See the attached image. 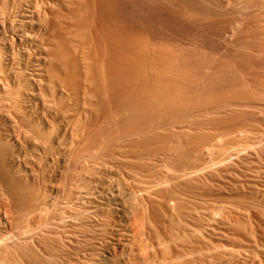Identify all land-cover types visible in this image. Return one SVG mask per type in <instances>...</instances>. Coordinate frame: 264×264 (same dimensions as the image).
Masks as SVG:
<instances>
[{
    "label": "bare ground",
    "instance_id": "6f19581e",
    "mask_svg": "<svg viewBox=\"0 0 264 264\" xmlns=\"http://www.w3.org/2000/svg\"><path fill=\"white\" fill-rule=\"evenodd\" d=\"M142 1L124 28L105 0H0V264H263L264 0L176 5L236 14L240 56Z\"/></svg>",
    "mask_w": 264,
    "mask_h": 264
},
{
    "label": "rangeland",
    "instance_id": "374dc122",
    "mask_svg": "<svg viewBox=\"0 0 264 264\" xmlns=\"http://www.w3.org/2000/svg\"><path fill=\"white\" fill-rule=\"evenodd\" d=\"M106 2H108V4L109 5H112V7H113V9L114 10H117V11H119V12H125L126 13V15L128 16V17H126V19L124 20V21H121V22H119V24L121 25V26H123L124 28H130V26H132L133 28H142V26L144 27L145 26V24L147 23V21L149 20V14H148V5L146 4V3H144L142 0H105ZM111 1V2H110ZM135 1V2H134ZM156 1H158V3L156 2ZM161 1V0H160ZM159 0H155V2H153V4H152V6H151V8H153L154 9V14H153V17H152V21H153V31L154 32H157V33H159V34H161L162 36H164V37H174V35H175V37L176 38H178V39H180L181 41H184L185 43H193V44H205L206 46H209V47H216V48H218L223 54H226L227 52V54H228V56H234V54H235V56H236V54H239V55H237V56H240V53L241 52H244L245 50L243 49V47H241V46H239V44H236V46H235V44H233V42L231 43V42H229V40H228V37L226 36V34H227V29H226V23H228L229 21H231V19L232 20H237V19H239V17H237L236 16V14H229V15H226V16H219V15H216V13L214 14H204L203 16H202V18H201V16L199 15L198 17L196 16V17H193V19L192 18H188V20H187V18H185V17H183V15L181 14V11H179V9L177 10V4L179 3V2H182L181 0H162L161 2H160ZM167 1V2H166ZM173 1H175V3L173 2ZM226 1V0H225ZM229 2H231V0H228ZM117 2V3H116ZM137 2V3H136ZM143 2V3H142ZM233 2V1H232ZM113 3V4H112ZM163 3V4H162ZM166 3V4H165ZM170 3H171V5H170ZM130 4H132V5H130ZM156 4V5H155ZM164 5V6H162V5ZM180 4V3H179ZM161 5V6H160ZM119 6V7H118ZM139 6V7H138ZM158 6V7H157ZM121 7V8H120ZM165 7V8H164ZM172 7V8H171ZM123 8V9H122ZM136 8V9H135ZM156 8V9H155ZM152 9V10H153ZM163 9V10H162ZM122 10V11H121ZM169 10H171V11H169ZM166 11V12H165ZM136 14H135V13ZM164 12V13H163ZM172 12V13H171ZM144 13V14H143ZM168 13V14H167ZM175 13V14H174ZM180 13V14H179ZM140 14V15H139ZM143 16H142V15ZM157 14V16H155ZM174 14V15H173ZM146 15V16H145ZM159 15V16H158ZM214 15V16H213ZM136 16H138V17H136ZM134 17V18H133ZM204 17V18H203ZM216 17H217V19H216ZM220 17V18H219ZM222 17V18H221ZM224 17V18H223ZM226 17V18H225ZM231 19H230V18ZM235 19H234V18ZM138 18V19H137ZM181 18V19H180ZM194 18H197V19H194ZM199 18V19H198ZM182 19H186V20H182ZM191 19V20H190ZM208 19H210V20H208ZM212 19H213V21H212ZM229 19V20H228ZM147 20V21H146ZM162 20V21H161ZM193 20V21H192ZM198 20V21H197ZM205 20H208L206 23H204L205 22ZM157 21V22H156ZM159 21V22H158ZM183 21V22H182ZM186 21V22H185ZM190 21H192V22H190ZM200 21H202V22H200ZM216 21V22H215ZM117 22V21H116ZM140 23V24H139ZM143 25H142V24ZM159 23V24H158ZM177 23V24H176ZM187 23V24H186ZM196 23V24H195ZM200 23V24H199ZM210 23V24H209ZM222 23V24H221ZM190 24V25H189ZM139 25V26H138ZM188 25V26H187ZM212 25H213V27H212ZM156 26H157V28H156ZM175 26V27H174ZM201 26V27H200ZM208 26V27H207ZM160 29H159V28ZM204 27V28H203ZM207 27V28H206ZM222 27V28H221ZM228 27V26H227ZM201 28V29H200ZM219 28H221V29H219ZM163 29V30H162ZM167 29V30H166ZM215 29H217V30H215ZM171 30V31H170ZM178 30V31H177ZM199 30V31H198ZM213 32H212V31ZM225 30V31H224ZM167 31H168V33H167ZM188 31H191V32H193V33H191V32H188ZM202 31V32H201ZM174 32V33H173ZM216 34H215V33ZM223 33V35H222V33ZM226 34H225V33ZM196 33V34H195ZM206 33V34H205ZM221 33V34H220ZM189 35V36H188ZM182 37V38H181ZM187 37V38H186ZM191 37V38H190ZM196 37L198 38V40L196 39ZM212 37V38H211ZM214 37V38H213ZM219 37V39H216V38H218ZM226 37V38H225ZM184 38V39H183ZM209 38V39H208ZM195 41H194V40ZM202 39V40H201ZM215 39V40H214ZM225 40H226V42H225ZM187 41V42H186ZM196 41H197V43H196ZM195 42V43H194ZM200 42H203V43H200ZM213 42H215V43H213ZM208 43V44H207ZM212 43H213V45H212ZM217 43V44H216ZM224 43H225V45H224ZM220 44V45H219ZM229 44H232V45H229ZM224 46V47H223ZM236 47V48H235ZM222 48V49H221ZM225 49V50H224ZM226 49H228V50H226ZM234 50V52H232ZM240 50H244V51H240ZM236 52H238V53H236ZM226 54V55H227ZM232 54V55H231ZM242 54V53H241ZM209 115V114H208ZM208 115H205V114H203V115H201V119L199 118V117H197V118H195L194 120H198V122L201 120V122L202 121H204V122H202V123H206L207 122V120L208 119H206V118H209V117H211V116H209V117H206V116H208ZM202 116H205V117H202ZM214 116V115H213ZM217 116V115H216ZM203 118V119H202ZM212 118H215V116L214 117H211V119ZM204 119H206V120H204ZM196 120V121H197ZM208 122H209V120H208ZM207 122V123H208ZM260 122H262V124L259 126V124H260ZM260 122H253V125H254V123H255V125L256 126H254V127H258L256 130H258V131H261L262 129H264V122L263 121H261L260 120ZM262 126H263V128H262ZM202 127H204V129L203 130H199V132L198 133H200V132H205V133H200V136H201V134H203L205 137H207V139L208 138H210L211 136H212V132H211V130L210 131H208L209 130V126L207 125V124H203V126ZM205 128H207V129H205ZM259 128H262V129H260L259 130ZM255 129V128H254ZM197 133V134H198ZM207 133V134H206ZM212 133V134H211ZM208 134H210V135H208ZM207 135V136H206ZM255 136L257 135V134H254ZM254 135H251L252 136V139L254 138L253 136ZM192 136H194L193 137V139H197L196 137H197V135H195V134H193ZM192 136H189V137H187L186 138V140H192L191 138H192ZM201 137H203V136H201ZM189 138V139H188ZM251 138V137H250ZM259 157H260V155H258ZM257 156V158L259 159V161H258V159L256 158V160H254V163L255 162H257V167H258V164H260V166L258 167V168H263L264 167V159L263 158H261V161H260V158ZM247 162V161H246ZM260 162V163H259ZM263 162V163H262ZM250 160H248V165L250 166ZM263 164V166H262V164ZM256 164V163H255ZM262 166V167H261ZM219 175H215V176H213V181L211 180V182L212 183H210L209 181H207L208 182V184L206 183V182H204V186H208L209 188L211 187V188H217V189H219L218 187H219V185L221 186V188H222V186L223 187H225L226 185H224V182H220V181H218V180H221L222 179V177H223V175L221 176H219ZM218 177V178H217ZM221 177V178H220ZM220 178V179H219ZM216 182V183H215ZM217 182H218V185H217ZM210 184H211V186H210ZM216 184V185H215ZM214 187H213V186ZM206 186V187H207ZM220 188V189H221ZM261 216H263V214H261L260 215V217ZM217 217V216H216ZM218 218V217H217ZM216 218V219H217ZM264 218V217H263ZM263 221H264V219H263ZM260 240V239H259ZM251 250V249H250ZM255 252V251H254ZM259 251H257L256 250V253H258ZM255 253V254H256ZM260 253V252H259ZM255 255H253V257H254ZM258 256H260V257H258ZM263 256V257H262ZM256 258H259V259H255V261H257V260H261V261H259V262H261V263H263L264 264V255H261V254H257V257ZM263 258V259H262ZM263 260V261H262ZM257 263H258V261H257ZM260 264V263H259Z\"/></svg>",
    "mask_w": 264,
    "mask_h": 264
}]
</instances>
